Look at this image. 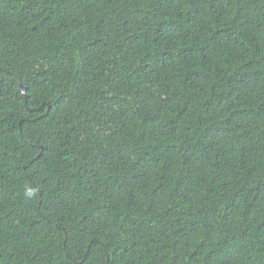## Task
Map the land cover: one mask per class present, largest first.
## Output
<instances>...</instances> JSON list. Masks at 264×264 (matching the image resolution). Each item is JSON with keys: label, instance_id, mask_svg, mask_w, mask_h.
<instances>
[{"label": "trees", "instance_id": "16d2710c", "mask_svg": "<svg viewBox=\"0 0 264 264\" xmlns=\"http://www.w3.org/2000/svg\"><path fill=\"white\" fill-rule=\"evenodd\" d=\"M0 264H264V0H0Z\"/></svg>", "mask_w": 264, "mask_h": 264}, {"label": "water", "instance_id": "95a60500", "mask_svg": "<svg viewBox=\"0 0 264 264\" xmlns=\"http://www.w3.org/2000/svg\"><path fill=\"white\" fill-rule=\"evenodd\" d=\"M2 70H4V69H2ZM16 81H17L18 89L22 93V96H23L24 101L26 103L27 102V97H26V94H25V87L23 86V84L21 83L19 77H17V76H16ZM40 109H41V106L39 108H36L35 110H40ZM40 154H41V150H40V153H39L38 156H40ZM64 240H65V237H64Z\"/></svg>", "mask_w": 264, "mask_h": 264}]
</instances>
